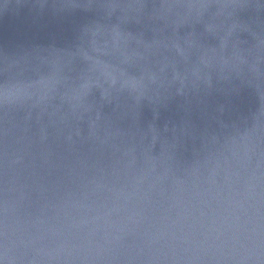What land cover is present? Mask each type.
Segmentation results:
<instances>
[{
    "label": "water",
    "instance_id": "95a60500",
    "mask_svg": "<svg viewBox=\"0 0 264 264\" xmlns=\"http://www.w3.org/2000/svg\"><path fill=\"white\" fill-rule=\"evenodd\" d=\"M0 264H264V0H0Z\"/></svg>",
    "mask_w": 264,
    "mask_h": 264
}]
</instances>
